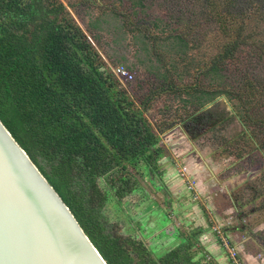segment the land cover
<instances>
[{"label": "rangeland", "instance_id": "obj_1", "mask_svg": "<svg viewBox=\"0 0 264 264\" xmlns=\"http://www.w3.org/2000/svg\"><path fill=\"white\" fill-rule=\"evenodd\" d=\"M57 1L66 4L109 70L124 65L134 74L119 80L120 87L158 138L153 169L138 157L123 182L99 180L110 227L144 242L155 256L187 238L188 257L198 264H264V131L254 137L225 93L196 109L195 85L208 79L196 74L195 58L209 61L221 50L216 39L225 36L206 22L209 8L195 0H146L138 12L125 0L120 8L119 0ZM125 20L137 28L129 32ZM257 30L264 38V22ZM254 72L264 80L263 70ZM164 79L170 88L161 86Z\"/></svg>", "mask_w": 264, "mask_h": 264}, {"label": "trees", "instance_id": "obj_2", "mask_svg": "<svg viewBox=\"0 0 264 264\" xmlns=\"http://www.w3.org/2000/svg\"><path fill=\"white\" fill-rule=\"evenodd\" d=\"M119 1L116 8L122 6ZM125 1L137 12L147 7L146 0ZM197 3L209 8L206 22H215L225 36L216 39L221 50L209 61L195 58L196 74L208 79V84L195 85V104L197 97L200 100L196 109L225 93L236 101L234 106L243 123L251 126V134L261 137L264 80L254 70L264 71L260 66L264 38L257 30L264 22V0ZM65 5L57 0H0V119L108 264H198L188 257L187 238L165 255L155 256L144 242L134 243L116 233L103 216L108 198L99 180L112 185L123 182L128 166L138 157L153 169L158 138L120 87L122 79L108 69ZM124 26L129 32L137 28L126 20ZM225 77L222 87L220 80ZM170 85L167 79L161 84ZM198 118L195 115V122ZM261 141L264 149V138Z\"/></svg>", "mask_w": 264, "mask_h": 264}, {"label": "water", "instance_id": "obj_3", "mask_svg": "<svg viewBox=\"0 0 264 264\" xmlns=\"http://www.w3.org/2000/svg\"><path fill=\"white\" fill-rule=\"evenodd\" d=\"M0 264H108L1 119Z\"/></svg>", "mask_w": 264, "mask_h": 264}, {"label": "built area", "instance_id": "obj_4", "mask_svg": "<svg viewBox=\"0 0 264 264\" xmlns=\"http://www.w3.org/2000/svg\"><path fill=\"white\" fill-rule=\"evenodd\" d=\"M114 71L116 75L125 80H132L133 79V73L130 72L125 66L119 65L118 67L114 68Z\"/></svg>", "mask_w": 264, "mask_h": 264}, {"label": "clouds", "instance_id": "obj_5", "mask_svg": "<svg viewBox=\"0 0 264 264\" xmlns=\"http://www.w3.org/2000/svg\"><path fill=\"white\" fill-rule=\"evenodd\" d=\"M209 107H211V105H209Z\"/></svg>", "mask_w": 264, "mask_h": 264}, {"label": "crops", "instance_id": "obj_6", "mask_svg": "<svg viewBox=\"0 0 264 264\" xmlns=\"http://www.w3.org/2000/svg\"><path fill=\"white\" fill-rule=\"evenodd\" d=\"M249 260V259H248ZM256 264V263H255Z\"/></svg>", "mask_w": 264, "mask_h": 264}]
</instances>
